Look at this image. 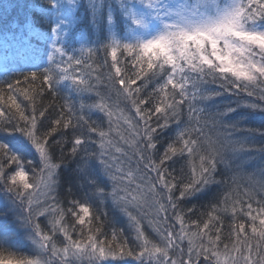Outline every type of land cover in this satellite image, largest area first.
<instances>
[{"label":"snow or ice","instance_id":"obj_1","mask_svg":"<svg viewBox=\"0 0 264 264\" xmlns=\"http://www.w3.org/2000/svg\"><path fill=\"white\" fill-rule=\"evenodd\" d=\"M241 3L253 25L259 30H264V0H241ZM203 6H214L217 10L219 8L216 0H203ZM194 7L199 10L201 4L198 2ZM136 23L141 24L142 21L137 20ZM113 45H118V42L113 41ZM123 47L129 55H132L134 51L136 53L132 58L134 71L129 75L121 67H114V72H109L106 78L118 100L120 98L126 100L135 109L136 116L143 121L142 126L134 123L131 117L118 107V104L110 106L107 98L96 92V95L100 96V102L91 105L81 104L80 111L85 108L89 110L95 108L103 112L109 121L107 132L89 123L85 115L74 113L71 106H66V115L62 112L50 126L41 123L40 128L48 130L37 134L38 122L45 118L48 110L47 107L39 110L37 108L36 96L43 93L39 84L35 87L29 85L31 91L9 84L7 100L4 98L5 90L0 89V101H2L0 103V131L19 133L35 148L40 160L38 165L34 164L33 161L14 152L8 143L0 142V182L4 183L8 193H15L22 203L27 204L28 211L23 216V224L29 229L28 238L35 249L32 255H18L0 248V264H76L77 261L81 264H104L107 260H120L125 256L134 255L140 264H144L145 257L149 260V264H152V261H155V264H199V258L202 256L208 258L211 264H264V201H257L260 204L258 210L253 209L251 203L247 204V211L244 215L251 220V234H249L245 232V225L235 220V213L243 211L237 207L240 200H232L230 211L233 213V223L229 226L230 231L228 232L231 242L224 243L222 248L220 241L223 222L214 213L227 212L228 207L218 208L210 205L211 212L202 214L207 215V220L202 223V226L197 220L191 223L186 222L185 215L176 212L178 200L197 193H204L208 186L214 183H223L215 179L219 164H223L225 168L230 167L229 161L224 157L222 147L219 146V141L204 134L203 126H199L202 123L201 116L194 114H203L206 111L204 107H197L198 104H203L213 96L222 94L219 91L209 90L204 85L209 79L211 82L219 80L220 87L225 91H230L229 86L231 85L232 89L247 92L249 97L258 95L259 99L264 101V52L257 50L253 53L251 57L253 71L241 76L228 73L218 66V61L212 59H200L195 55L185 57L177 53H173L171 58L152 59L140 52L142 45L139 42L126 43ZM57 52L62 54L63 50L56 48L55 53ZM111 55L113 65H115L116 52L114 49ZM53 59L54 56L50 57V60ZM72 61L73 57H68V67L59 69L61 75L55 78L56 83L68 80L75 85L78 92H92L93 85L90 82L91 71H89L91 65H87L86 70L79 73V78H77L74 74L75 69H72V74L69 72ZM82 63L80 60L76 61V65ZM31 76L35 79L36 72H32ZM53 80L52 70L44 69L40 83L47 84L50 90H55ZM96 80L99 83L100 77L97 76ZM141 80L144 81L143 84L137 85V82ZM149 84L153 85L151 91H147ZM38 88L39 91H37ZM144 91H147L146 96L141 95ZM14 93L22 95L29 102L30 115L25 114V108L17 102ZM9 102L11 107H7ZM185 103L188 105V120L183 122L181 113ZM149 104L150 106L144 107ZM246 107L264 112V106L256 103H250ZM234 110L231 107L227 108V112ZM114 116H116L115 122L113 121ZM153 116L156 117L155 126L152 125ZM121 120L127 126L126 129L121 128ZM171 123H175L177 128L157 162L152 155H146V153L157 149L158 129L172 131ZM69 128L73 130L86 128L88 132L98 133L100 137L99 156L101 157L105 156L106 148H114L117 153L123 152L121 147H118L111 139H107L109 133L115 131L121 141L131 146L133 154L138 155V164L147 161L144 163V169L156 173L155 182L140 167L135 170L129 168L125 173L123 166L113 156L111 164L107 160L101 162L104 174L113 181L110 193L105 192L94 179L89 177L90 183L95 187V194L101 199H107L110 196L113 203L128 217L135 231L139 252L130 249L126 239L122 237L118 239L119 233L116 230H113L110 239L98 240V236L102 234L103 222L91 211L87 203L73 201V207L65 210L58 202L53 204L41 202V197L47 200L54 191L55 176L60 167L54 162L53 145H50L48 141L59 130L66 131ZM83 137V132L74 135L71 153L75 156L81 149L86 153L81 158L80 171L87 174V161L95 159V156L87 154L88 149L84 147L85 138ZM63 142L62 138L54 141L53 144L58 146ZM185 153L187 159L181 165L180 175H172L165 164L168 161L180 163L179 159L173 160V157H184ZM29 168L32 170L31 176ZM113 169L120 175H116ZM21 174L28 178L24 183L18 182ZM261 175L264 176V172ZM137 179L141 183L136 184L133 190L135 195H133L129 190V185L134 184ZM157 182L161 190H158ZM253 183L256 185L255 190H245L244 193L250 200L255 199L257 192L264 193V179L253 181ZM175 191L179 192L178 197L174 195ZM235 191L232 189V192ZM121 192L124 194L121 195ZM232 192L224 196L225 203L232 196ZM51 198L55 199V197ZM129 207H147L150 210L148 223L159 235L160 244L145 237L141 218L129 211ZM169 209L174 212V219L179 222L178 234H174L171 226L165 227L169 219L167 216ZM66 211L75 217V224L80 226V238L78 239L74 240L71 235V232L77 231V228L75 226L70 228L64 222ZM189 211L192 210L189 209ZM253 212L256 214L253 215ZM42 216L48 219L49 232H44L41 224L37 222V218ZM214 221H219L221 226H216ZM257 221H259V226L256 224ZM210 224L213 225L212 228L209 227ZM213 230L216 233L215 236L211 235ZM55 233L63 234L66 240L63 247H57L53 239ZM185 239L188 241L187 259H184L183 250H180L181 255L173 259L169 255L170 250L178 247L176 240Z\"/></svg>","mask_w":264,"mask_h":264},{"label":"trees","instance_id":"obj_2","mask_svg":"<svg viewBox=\"0 0 264 264\" xmlns=\"http://www.w3.org/2000/svg\"><path fill=\"white\" fill-rule=\"evenodd\" d=\"M145 1L142 0L141 3L140 0H97L96 5L101 4L102 9L110 8L113 11L118 34L122 37L130 33L138 25L136 21L139 18L137 17V13L134 12L138 11L136 7L140 9L146 8ZM197 1L189 0L190 3H197ZM91 11V5L87 3V0H0V89L5 90L4 98L7 100L9 84L18 85L20 88L28 89L29 91H31L29 85L35 87L39 84L40 88L43 89V93L36 96L37 108L39 110L47 107L48 110L45 113V118L38 122L37 134L48 130L47 128H40L39 125L41 123L50 126L52 121L62 112L66 115V106H71L74 113L85 115L89 123L107 132L109 130V121L103 112L95 108L91 110L85 108L83 111H80L81 104L91 105L100 102V96H97L96 92L106 97L108 103L111 101L112 105L118 104V107L123 109L125 114L130 116L134 123L143 125V121L136 116L135 109L131 107L130 103L122 98L118 100L115 91L110 88V82L106 78L109 68L103 64V61H106L107 57L102 62L96 60L95 54L97 53H95V48L98 45V40L94 37L92 30L95 24L103 27L105 25L99 20H94L93 26L87 27V18L90 21L89 14H91ZM56 24L70 30V36L64 45L66 64L61 67L55 66L54 53L49 50L52 38L51 30ZM63 33L65 32L63 31ZM66 37L68 36L66 35ZM128 43L135 44V42ZM122 49V60L126 62L123 71H126L130 75L134 71L132 56L136 53L134 51L132 55H129L124 48ZM105 51L107 52V46ZM52 56H54V59L50 60ZM68 57H73L72 67L69 68V72L72 74V69H75L74 74L77 75V78H79V73L86 70L87 65H91L89 71H91L90 82L93 85L92 92L80 93L76 90L75 85L68 80L56 83L55 78L61 75L59 69L68 67ZM77 60L83 63L76 65ZM47 68L52 70L54 76L53 89L55 90H50L47 84L40 83L44 69ZM55 68L58 69L57 73L53 72ZM32 72H36L35 79L31 76ZM97 76L100 77L99 83L96 80ZM143 82V80L138 81L137 85L143 84ZM204 86L209 90L219 91L222 94L220 96H213L203 104H198L197 107H204L206 111L203 114H194L201 116L202 123L199 126H203L205 135L219 141V146L223 149L225 159L229 161V164L233 168H225L223 164H219L215 179L223 183H214L204 193H197L194 196L178 200L176 212L184 214L186 222L191 223V221L197 220L201 222L202 226V223L207 220V215L202 214L211 212L210 205L218 208L228 207L229 211L227 215L223 211L214 213L223 222L220 241V246H223L224 243L231 242L228 232L230 231L229 226L233 223V213L230 211L232 200H240L237 207L243 209V211L235 213V220L237 223H243L245 225V232L249 234H251V220L248 216L244 215V212L247 211V204L251 203L253 209L258 210L260 204L257 201H264V194L261 192H257L255 199L252 200L244 195L245 190H255L256 185L253 181H256V176L254 174L262 173L261 169L264 170V112L250 109L246 105L256 103L264 106V101L260 100L258 95L249 97L247 92H241L240 89H232L231 85L229 86L231 90L225 91L220 87L219 80L211 82L209 79ZM152 87L153 85L149 84L147 91H151ZM37 91H39V88ZM147 91L142 92L141 95L146 96ZM13 95L16 94L14 93ZM16 99L25 108V114L30 115L31 106L29 102L22 95H16ZM177 99H179V96H177ZM150 104L144 107H148ZM7 107H11L10 102ZM229 107L235 110L227 112V108ZM12 111H15V109H12ZM221 113L223 115H220ZM115 120L116 116L113 117L114 122ZM181 120L183 122L188 120L187 103L182 106ZM120 125L122 129H126L127 127L122 121H120ZM152 125H156L155 116H153ZM170 126L172 131L158 129L157 149L151 153H146V155H152L157 162L177 128L175 123H171ZM113 127H115V123H113ZM80 132L84 133V147L88 149L87 154L95 156V159L87 161V174L80 171L81 158L86 153L82 149L75 156L71 153L73 137ZM125 135H127V132H125ZM62 138L63 143L58 146L53 144L54 141L61 140ZM193 138L195 139L196 136L194 135ZM107 139H111L118 147H121L123 152L117 153L114 148H106L105 156H99L100 137L98 133L88 132L86 128L77 130L69 128L66 131L59 130L54 134L48 143L53 145V159L60 167L57 169L55 176L54 191L47 200L41 197V202L46 204L58 202L65 210L73 207V201L87 203L90 205L91 211L96 216H99L100 221L103 222L102 234L98 236V240L106 241V239H110L113 230H116L119 233L118 239L120 237L126 239L128 247L134 250L135 246L132 245L134 244L137 247V241L135 240V231L132 229L128 217L113 203L110 196L107 199H101L95 194V187L90 183L89 177L94 179L96 184L105 192L110 193L113 181L104 174L101 162L107 160L111 164L113 156L123 166L125 173L129 168L135 170L137 167H140L153 180L156 177V173L144 169V163H147V161L138 164V155L133 154L131 146L121 141L115 131L110 132ZM0 142L8 143L14 152H18L25 159L33 161L34 164H39L40 160L35 148L19 133L0 131ZM177 159L180 160V163L168 161L165 164L169 172L174 176L180 175V168L184 160L187 159V154L185 153L184 157H173V160ZM28 171L31 174V168ZM113 172L115 173V169H113ZM245 172L251 175L248 176ZM115 174L120 175V173ZM125 183H128L126 179ZM139 183L141 181L137 179L134 184L129 185V190L132 191L133 195H135L133 190L136 184ZM177 187L179 188V185ZM232 189L236 191L232 192ZM158 190H161L159 185ZM229 192H232V196L225 203L224 196ZM10 194L6 191L4 183L0 182V200L10 199ZM123 194L121 192V195ZM174 195L178 197L179 192L175 191ZM51 197H55V199L53 200ZM164 202L167 203V201ZM189 209L192 211H189ZM129 211L137 215L138 218H141L142 231L147 239L153 234L159 236L154 231L153 226L148 223L150 210L147 207H129ZM255 214L256 212H253V215ZM174 215V212L169 209L167 212L169 219L165 227L173 225ZM44 218L47 219L44 216L38 217L37 222L41 224L42 230L47 232ZM64 222L70 228L73 226L77 228V231L71 232L73 239L80 238V226L75 224V217L71 213L66 211ZM94 223H96L95 220ZM213 223L216 226H221L219 221H214ZM10 224L12 222L0 212V238H6L9 241V238L15 234L13 230L4 229L5 226ZM256 224L259 226V221ZM209 227L212 228L213 225L210 224ZM8 234L10 235L9 237H7ZM211 235H216L214 230L211 232ZM13 242L11 245H17L19 248L15 253L18 255L29 253L27 249L25 251L23 248V239L19 242L17 237ZM0 248L3 247L0 245ZM8 249L11 251L9 246ZM29 251H33L34 254L35 249H33L32 244ZM12 252L14 251L12 250ZM133 259L135 260V258ZM129 260L127 259L123 262H128ZM138 262L140 264V261ZM144 262L149 264L147 257H145Z\"/></svg>","mask_w":264,"mask_h":264},{"label":"clouds","instance_id":"obj_3","mask_svg":"<svg viewBox=\"0 0 264 264\" xmlns=\"http://www.w3.org/2000/svg\"><path fill=\"white\" fill-rule=\"evenodd\" d=\"M201 4L199 10L194 5ZM173 0L162 13L160 30L151 38L138 41L148 58H171L173 53L218 61L228 73L246 75L253 71L251 57L264 52V30L248 18L241 0H216V7H204L203 0ZM136 44V43H135ZM21 174L19 183L27 181Z\"/></svg>","mask_w":264,"mask_h":264},{"label":"rangeland","instance_id":"obj_4","mask_svg":"<svg viewBox=\"0 0 264 264\" xmlns=\"http://www.w3.org/2000/svg\"><path fill=\"white\" fill-rule=\"evenodd\" d=\"M145 1V0H144ZM97 0H87V3L91 5L92 11L91 14H89L90 21L87 18V27H92L94 20H99L103 22L105 27L95 24L94 29L92 30V33H94V37L98 40V45L95 48V56L96 60L99 62H102L105 57H107L106 61H103V64L106 65L109 68V72H114V67H121L122 70L125 68L126 62H124L122 59L123 54V45L128 42H135L141 40H146L148 38H151L154 36L161 28V21H162V13L165 7H171L173 0H148L145 1L146 8L140 9L136 7L138 11H135L134 13H137V17L140 21H142L141 24H138L130 33H127L123 35L122 37L118 34L115 18L113 11L110 8L102 9L101 4L96 5ZM142 3V0H140ZM198 2V1H197ZM150 3L152 5H150ZM91 15V16H90ZM63 31L65 33H63ZM52 32V38H51V45L49 47V50H51L54 53L55 56V66H63L66 64L65 61V41L70 36V30H67L61 26H58L57 24L55 27L51 30ZM66 35L68 37H66ZM113 41H117L118 45L114 46ZM107 46V52L105 51ZM122 47V48H121ZM56 48H61L63 50V53H55ZM113 49L116 52V62L115 65H113L112 61V51ZM134 56V55H133ZM132 56V58H133ZM53 61V62H54ZM57 68L53 70V72L57 73ZM8 79V78H5ZM109 105H112V102L109 101ZM122 121V120H121ZM123 122V121H122ZM260 156V155H259ZM229 168H233V166L230 165ZM262 172H264L263 169H261ZM246 175L250 176V173L245 172ZM31 176V174L29 173ZM256 176V181H260L261 179H264V176L261 175V173L254 174ZM209 187V186H208ZM31 191V190H29ZM264 194V193H263ZM26 195V194H25ZM28 206L26 203H22L17 197L15 193H11L10 199H3L0 200V212L1 214L7 218L12 224L7 225L4 227L5 230H13L15 234L8 240L0 238V245L3 248H6V250L9 251L8 246L10 247L11 251L13 250L16 252L19 248L17 245H11L12 242L18 237L19 242L21 239L24 240V250H28L29 253H25L24 255H32L33 251H29L31 248L32 242L28 238L29 229L24 226L23 224V216L27 214ZM228 214V211L225 213V215ZM140 218V217H139ZM46 222V230L47 232L50 229V225L48 224V221L46 218H44ZM173 225L172 229L174 230V234L179 233V222H177L175 219L172 221ZM119 227V226H118ZM194 228V225H193ZM46 232V231H44ZM10 235L8 234L7 237ZM151 238V239H150ZM150 240L154 243L160 244V237L153 234L150 236ZM53 239L55 240L57 247H63L66 244V240L62 233H55L53 236ZM14 243V242H13ZM177 248H173L170 250L169 255L172 256L173 259L176 258V256L181 255L180 250H183L185 253L184 259H187L186 253L188 250V241L185 240H176ZM33 245V244H32ZM135 246L134 250L135 252H139L140 249ZM223 246H221L222 248ZM34 249V246H33ZM135 255L133 257H125L123 259H120L116 262V260H107L104 261V264H121L124 260L130 259L128 262H123V264H139L136 259L134 260ZM133 260V261H131ZM86 261V258H85ZM131 261V263H130ZM155 263V261L152 262V264ZM76 264H81L80 261H77ZM199 264H211L210 260L206 257H200L199 258Z\"/></svg>","mask_w":264,"mask_h":264}]
</instances>
